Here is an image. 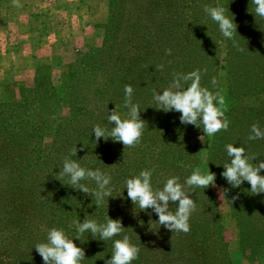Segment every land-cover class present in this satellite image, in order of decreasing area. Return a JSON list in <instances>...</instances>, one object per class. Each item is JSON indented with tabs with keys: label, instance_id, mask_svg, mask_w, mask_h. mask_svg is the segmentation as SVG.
I'll list each match as a JSON object with an SVG mask.
<instances>
[{
	"label": "rangeland",
	"instance_id": "374dc122",
	"mask_svg": "<svg viewBox=\"0 0 264 264\" xmlns=\"http://www.w3.org/2000/svg\"><path fill=\"white\" fill-rule=\"evenodd\" d=\"M135 1L21 0L23 7L16 8L11 0H0V14H5L0 17V262L10 264L24 259L22 249L26 250L24 244L30 243L24 238L31 236L27 234L29 230L36 232V224L40 225L39 215L31 204L32 192L19 188L18 181L25 177L23 169L34 172L29 177L36 173L49 178L57 177L59 170L52 166L49 155L54 148L61 146L55 142L59 129H63L67 136L68 145L65 146L70 144L79 149L82 144L71 136L74 128L68 123L77 122L82 127V121H86L83 124L93 127L99 124L110 131L113 125L108 122V116L116 106L122 118L128 112L124 107V84L116 78L109 79L108 75L99 78L95 69H118L117 57L129 53L133 38L130 27L136 19L135 7L144 6L147 0H138V4ZM167 1H172L171 5L175 8H166L165 4L162 9L158 7L160 10L153 8L150 15L156 20L143 14L142 24L163 26V21L169 16V20L176 25L179 22L180 30L188 36L183 52L198 57L200 61L204 53L210 54V63L206 62L210 80L215 77V91H220L225 97L230 125L227 131L208 137L202 128L182 124L181 113L157 110L152 102L144 105L133 99L134 103L140 104L141 118L148 124L141 142L136 145L145 154L143 160L156 164L164 160L176 161L163 156L164 150L171 147L173 151L186 146L184 150L189 154L188 161L194 170L199 167L205 172H213L211 164L230 162L226 145L232 143L237 147L243 145L249 154H258L253 162L259 163L264 160V139L248 141L247 137L254 122H258L264 130V19L256 18L249 11L251 0ZM205 5H219L227 10L226 14L237 24L235 40L238 46L222 36L218 24L203 11ZM169 12H173V16L168 15ZM171 27L174 28V24ZM37 70V77L42 83L40 90L35 84ZM45 77L50 78L52 91L44 86ZM97 81L102 85L95 90ZM36 91L38 94H35ZM39 92L43 95L40 96ZM39 126L45 129L40 154L25 159L29 161V167L23 166L22 160L13 158L12 152L18 148L34 147L30 142L28 146L21 147L18 140L23 131ZM202 135L204 140L200 139ZM118 146L126 154L128 152L126 156L131 162L136 146L125 149L121 142L101 137L86 147L89 152L93 148L102 152L101 149ZM156 148L155 157L149 158ZM30 160L36 164L33 166ZM179 178L182 181L183 175ZM207 189L216 206L228 264H264L262 249L253 254L250 249H245V254L241 252L240 226L224 194L221 196L223 189L217 183ZM245 192L248 194L246 188ZM128 211L136 214L145 212L141 217L143 227L150 225L151 208L143 211L137 205L134 210ZM194 213L198 215L197 211ZM196 217L194 215L191 221ZM18 228H21L20 232ZM246 232L243 229V234ZM155 240L151 238L152 242ZM244 242L247 248L256 245L259 240L245 234ZM221 263L225 264L223 257L216 264Z\"/></svg>",
	"mask_w": 264,
	"mask_h": 264
},
{
	"label": "trees",
	"instance_id": "16d2710c",
	"mask_svg": "<svg viewBox=\"0 0 264 264\" xmlns=\"http://www.w3.org/2000/svg\"><path fill=\"white\" fill-rule=\"evenodd\" d=\"M137 1H135L136 4H138ZM144 2V6L135 7L136 19L130 27L133 38L130 40L129 53L117 57L118 69L111 71L102 68L95 69L98 70L99 78L108 75L109 79H118V82L124 84V87L131 84L134 89L132 99L146 105L149 102L154 103L153 90L162 92L172 82L174 73L186 74L198 68L201 71L206 68L207 72L203 74L201 83L214 92L216 89L212 84V80H210L211 76L207 65V63H210V54L204 53L200 57V61L198 57L183 52L188 36L186 37V34L182 33L178 21V25H176L173 20H169L168 16L167 20L163 21V26L161 24L147 26L141 22L143 14L151 17V20L155 19L150 15L153 8L160 10L165 4L166 8L172 7L174 9L175 7L171 5L172 1L147 0ZM168 15L173 16V12H169ZM171 24H174V28L171 27ZM169 45L172 49L171 55L166 54V49L170 48ZM97 52L103 57L100 51ZM160 65H163V68L157 70ZM38 73L39 70L36 73L35 84L36 89L40 90L42 83L39 82ZM95 83L97 84L94 88L97 90L102 83L98 81ZM44 86L49 91L53 90L49 77H45ZM35 94H38V92L36 91ZM39 95H43V92H39ZM21 100H23L22 93ZM84 122L86 121H82V127H79L77 122L68 123L71 124L72 129L74 128V134L71 136L75 138L78 144H82L77 154L75 156L71 155L73 146L70 144L65 146L68 145L67 136L63 129H59L55 142L60 143L61 146L51 151L49 159L53 161L52 166L58 168V172L61 170L64 158L70 157L77 160L83 167L92 170L100 169L102 172L109 174L112 178L109 186L113 189V197L105 198L104 203L100 207H96L95 201H93L94 198L73 188L69 184L67 176L62 178L63 182L57 179L60 178V174L57 177L51 176L52 178H49L36 173L34 176L29 177L28 175H33L34 172L23 169L22 175L25 177L18 181L21 186L19 188L22 191L27 189L32 192L31 197L33 200L31 204H33L34 211L39 215L40 225L36 224V227H34L36 232L29 230L27 234L31 236H25L24 238L30 242L24 244L26 250L22 249V255H25V258L10 264H44L42 257L35 249V245L46 242L47 233L51 228H63L69 237L74 239L77 235V228L73 221L83 222L87 217L88 219H95L99 223H105L108 216L112 219L121 220L125 228L124 232L108 241L100 240L98 234L93 237L90 232H85L81 236L83 242L79 239L75 240L77 246L85 250V260L82 264H106V260L111 258L114 241L122 239L125 234L131 238L134 244L140 247L139 258L134 260L132 264H216L218 261L220 262L221 257H223V262L225 261V264H228L226 245L222 238L221 227L218 224L216 206L213 203L212 194L207 188L194 189L196 193L192 194V198L197 200L198 209L196 211L198 215L193 213L192 217L194 215L197 217L193 221H191L192 217L190 218V232L183 235V232L174 234L164 226H159L156 223L158 215L154 212L149 211L153 223L143 227L141 217H144L146 213L139 214L137 212L136 214L128 211V209L134 210L135 205L127 196L125 182L127 179L138 175L140 171L154 167L155 172L152 176V183L154 187L161 189L171 176L179 175L181 177L183 175V180H180L183 182L185 178L191 175L194 166L192 167L188 161L189 154L186 153V149L184 150L186 146H183V148L178 147V150L173 151H171V147L167 148V150H164L163 156H169L171 159H176V161L166 162L167 160H164L158 164L143 160L145 154L141 153L136 146L131 154V162H128L130 159L126 156L128 152L126 154L119 146L109 148V150L101 149L102 152L93 148L89 152V148L86 146L96 141V138L93 133L94 127L91 124L87 126V124H83ZM44 131L45 129L41 126L23 131V135L18 140L21 147L28 146L31 143L35 146L32 148H18V150L12 152L14 154L13 158L21 159L22 165L29 167V161H25V159L35 158L34 154H40V144L45 135ZM28 142L30 143L28 144ZM145 150L143 151L145 152ZM157 150L158 148L152 150L153 152L150 153L149 158L155 157ZM124 159H127V161L124 162ZM31 162L33 163V161ZM35 164L33 163V166ZM211 168L213 173L216 174L218 186L223 190H228L224 193V196L240 226L239 246L241 252L245 254V249H250L251 254L257 253V251H260L259 249L264 251V193H251V185L247 181L239 188L229 185L221 175L225 171L223 164H211ZM261 175H264V171L261 172ZM81 183L86 184L90 189L96 188L95 181L84 180ZM245 188L248 194L245 192ZM237 196V199H233ZM170 207H175V205L170 202ZM140 224L141 228L138 229ZM243 229L247 230L244 234ZM17 231L20 232L21 228H18ZM245 234L246 236L248 234L256 237V241L259 240V243L246 248L244 244ZM151 238H155V242H152ZM0 264L4 263L0 262Z\"/></svg>",
	"mask_w": 264,
	"mask_h": 264
},
{
	"label": "clouds",
	"instance_id": "9594fccd",
	"mask_svg": "<svg viewBox=\"0 0 264 264\" xmlns=\"http://www.w3.org/2000/svg\"><path fill=\"white\" fill-rule=\"evenodd\" d=\"M11 3L13 7H23L21 0H11ZM203 11L218 24L222 36L233 40L234 46H238V42L235 40L237 24L233 18L226 14L227 10L219 5L215 7L205 5ZM249 11L254 13L256 18L264 19V0H251ZM240 50L242 51V49ZM171 53V48L166 49V54L171 55ZM162 68L163 65H160L157 70ZM206 72V68L203 71L198 68L186 74L174 73L172 82L162 92L153 90V102L157 110L179 112L182 124L202 128L206 136L213 137L218 132L227 131L230 120L226 116L227 105L224 95L220 91L213 92L202 85V76ZM216 83L217 81L213 77V86ZM124 92V107L128 109L125 116L122 118L116 106L108 116V122L113 125L111 130L97 124L93 128V133L96 141H99L101 137L105 140L111 138L114 142H121L126 149L135 147L141 142L148 124L141 118L140 104L133 102L134 89L132 85H125ZM204 137L202 135L200 139L204 140ZM257 139H264V130L261 129L258 122H254L250 126L247 140L255 141ZM77 151L76 147L73 148L71 155L75 156ZM226 153L230 162L223 164L225 171L221 175L228 184L239 188L247 181L251 185V193H264V175H261V172L264 171V160L254 163L253 161L259 155L249 154L243 145L237 147L229 143L226 145ZM60 169V178L57 179L62 181V178L67 176L68 182L73 188L94 198L96 207H100L105 198L113 197V189L109 186L112 178L100 169L92 170L83 167L77 160L70 157L64 158ZM154 172V167L144 169L138 175L127 179L125 188L128 198L135 207L138 205L140 210L147 211L151 208L158 215L156 223L159 226H164L174 234L190 232V218L197 210V200L192 198V194L196 193L194 189L215 186L216 174L211 171L205 172L197 167L183 182L178 176H171L161 189L153 186ZM84 180L95 181L96 188L90 189L86 184L81 183ZM227 191V189L222 190L221 196ZM237 198L238 196L233 197V199ZM170 202L175 207H170ZM73 223L77 228V235L74 239L70 238L63 228L53 227L47 233L46 242L35 245L44 264H82L85 260V250L77 246L76 239L81 240V236L85 232H90L93 237L98 234L100 240L108 241L121 235L125 229L121 220L112 219L109 216L105 223H99L97 220L87 217L83 222L73 221ZM139 253L140 247L125 234L122 239L114 241L111 258L106 260V264H132L139 258Z\"/></svg>",
	"mask_w": 264,
	"mask_h": 264
},
{
	"label": "crops",
	"instance_id": "0c3cea01",
	"mask_svg": "<svg viewBox=\"0 0 264 264\" xmlns=\"http://www.w3.org/2000/svg\"><path fill=\"white\" fill-rule=\"evenodd\" d=\"M0 13H2V9L0 8ZM1 16L0 17H3L5 16V14H0ZM1 19V18H0ZM17 64V63H16Z\"/></svg>",
	"mask_w": 264,
	"mask_h": 264
}]
</instances>
